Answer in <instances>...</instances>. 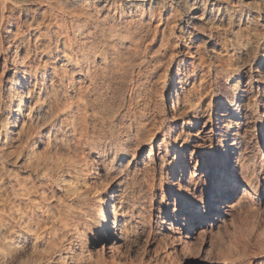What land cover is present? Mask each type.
<instances>
[{
    "label": "bare ground",
    "instance_id": "obj_1",
    "mask_svg": "<svg viewBox=\"0 0 264 264\" xmlns=\"http://www.w3.org/2000/svg\"><path fill=\"white\" fill-rule=\"evenodd\" d=\"M75 4L81 13L71 11L73 9L69 7ZM263 33L264 0H0V67H3L2 72L7 69L11 75L8 77L14 79V83H11V94L17 103L13 111L22 113L21 121L14 128L13 134L18 138V144L26 149L29 159L37 169L36 178L39 179L53 178L54 174L59 175V171L70 173L69 169L76 173V165L69 163L73 168H63L62 161L58 163L53 159L50 152L54 145L52 140H49L56 139L61 131L67 139L75 140L76 134L84 132L88 122L97 118L94 112L100 109H103V118L107 117L106 122H109L111 133L116 135L106 140L114 150H121L126 142L133 140L138 144L140 139L149 143L151 149L161 125L155 124V120L150 121V114H153L150 109L154 104L151 105V100L153 95L155 100L159 96L168 77V84L174 87L173 93L170 91L172 103L169 109L172 116L181 117V130L178 133L168 123L165 129H162L160 141L156 143L158 148L164 147L163 152H166L170 159L165 174L175 169L177 160L180 161V175L185 172L184 182L178 180L176 190L177 194L186 195L194 203L193 207L188 208L186 215L198 218L200 224L205 223L202 229L204 236L212 235L214 228L225 225L226 221L231 219L237 207L239 211L240 207L242 209L252 205L251 191L255 190L259 180L253 153L250 154L251 151L247 150L241 141L247 134L252 135L251 130L257 124L256 118L263 115L255 116L253 111L255 105L258 106L255 111L260 107L264 109V70L253 68L251 65L246 69L250 55H253L251 53L261 54L264 46L261 45ZM209 58L219 61L223 72L221 79L231 93L224 96L220 102L217 100V121L215 125L211 124L210 130H206L205 125L201 124V117L206 111L211 113V104L209 101L205 103V100L216 96L213 88L214 76L211 79L201 76ZM233 60L240 63L233 66ZM223 66L227 67V70H224ZM113 76H117L121 83L124 82L126 89L124 88L125 91L120 95V103L105 108L101 102L102 98L100 99L103 95L101 90L103 86L109 87ZM244 76L247 79L242 83ZM3 78L8 80L7 76ZM1 81L3 80L0 79V85ZM254 84L256 92L253 90ZM27 85L31 86L27 88V94L21 95L18 87ZM58 90H62V98L59 100V96H56L60 102L55 100ZM97 98L98 101L100 99L99 102L96 101ZM234 100L237 101L233 108L231 103ZM24 102L26 104L23 110L21 107ZM231 117L235 121H231ZM7 124L8 122L4 125L6 131ZM118 126L123 129L119 130ZM87 132L88 129L85 133ZM210 132H214V138L221 139L225 144L223 163L218 161ZM227 139L231 140L230 144H227ZM13 145L14 142L10 141L7 146L9 151L15 148ZM104 148L97 152L98 157L108 155ZM18 151L20 152V149ZM187 153L189 159H186ZM197 153L199 156L195 157ZM262 155L264 161V151ZM157 156L163 159L159 152ZM112 158L118 159L119 162L123 155L119 152ZM84 164L83 171H91L92 167L86 162ZM128 166L120 165L116 168V174L96 193L97 212L94 220L102 238V248L111 247L114 238L122 239L124 229L120 217L135 208L134 203L132 209L128 207L130 210H124L122 201L117 200L119 188L124 181L122 175H128ZM153 166L155 168V164ZM163 166L164 164L161 170H158L159 176H162ZM77 173L71 175L77 178ZM218 173L222 178L218 189L224 187V192L204 197L195 195L202 190L204 182L208 186L213 175ZM8 176L10 178L8 177V189H5V193L9 198L3 193L7 197L4 196L6 205L3 204L0 211L4 210L7 214L4 216L13 219L21 228L23 226L29 231H42L38 233H42L39 237L42 238L40 242L45 245V249L43 247L44 250L31 259L32 264H47L53 260L58 264H90L88 253L84 252L86 249L79 247L83 235L78 231V213L73 210V205L67 202L62 209H59V206L60 211L56 212V216L52 210L51 215L54 214L53 217L56 218H53V221L50 218L52 222L49 225L45 222L42 224V219L40 220L34 211L39 204H36V199H30L33 194L31 190L42 186L41 183L35 184L33 179L28 180L30 176ZM162 178L165 180V177ZM235 190L240 193L234 200L220 204V199L230 196ZM68 191L72 192L69 189ZM176 210L174 208V211ZM49 215L47 216L52 217ZM219 215L228 217L218 219ZM187 220L184 217V225H187ZM42 225L47 227L44 231L41 230ZM178 229L173 228V232L179 235L177 238H184L182 242L188 243L187 238L192 236L191 233L185 231V236L182 237L183 232ZM15 231L17 232L16 229ZM11 238V241L7 242L11 247L21 244L18 235ZM36 247L38 249V246ZM214 262L235 264L227 262L224 256L214 257Z\"/></svg>",
    "mask_w": 264,
    "mask_h": 264
},
{
    "label": "rangeland",
    "instance_id": "obj_2",
    "mask_svg": "<svg viewBox=\"0 0 264 264\" xmlns=\"http://www.w3.org/2000/svg\"><path fill=\"white\" fill-rule=\"evenodd\" d=\"M89 1L94 2L95 0ZM69 8L73 9L71 10L72 12L76 11V13L78 14L82 12L76 4L72 5ZM76 9L79 11H77ZM261 38V45H264V33L261 35ZM251 54L253 55H250V58L246 65V69H248L251 65L253 68L260 69L261 71L264 70V46L261 49V54L260 52H254ZM238 62V60H233L231 63L234 66L240 63ZM207 63L208 64L206 65V67H204L201 72V76L203 75L206 79H211L214 76L213 88L215 89L216 96L213 95L211 97V100L210 98H207L205 100V103H208L207 101H209V104H211V113L209 114L210 111H206L205 114H203V116L201 117V124L205 125L206 130H210L211 124L213 123V125H215L217 121V100L220 102V100L224 99V96H227L231 93V90L228 89L226 84L221 79L223 72L219 61L215 58H209L207 60ZM2 69L3 67H0V79L3 80V82L1 81L2 84L0 85V148L3 145V149H0V192H2L0 193L1 208L3 207V204L6 205L4 201L6 202L5 197L7 196V193L5 192H7L6 190L8 189L6 184L9 183L10 178L8 175H20L19 177L30 176L31 178L29 177L30 179L28 178V180L31 181L33 179L35 184L40 182L42 185L38 186L37 189L33 188L34 190H31V193L33 194L30 195L31 200L32 198L33 200L36 199V204H39V206L41 205L40 207L38 206L34 211L35 214H38V218H40V220L45 219L44 221L41 220L42 224L45 222L47 225H49V223L53 221V218H56L53 217L54 214L51 215L52 210L55 212L56 216V212L60 211L59 209H62L67 202L70 203V205H73V210L77 211L76 213H78V221L76 220L78 231L84 236L83 237L81 235L82 243L84 244L81 243V246L79 247H82V249H86L84 250V252L85 254L88 253L89 256L87 257L91 261L89 262L90 264H215L214 257L216 258V256H224V258L229 263L264 264V161L262 159V154L264 151V109L260 107L258 108V111H255L258 106H254L253 114H255V116L256 114L263 115L256 118L257 124L251 130L252 135L250 136L247 134V137H245L241 141V144L245 146L247 150L251 151L250 154L253 153L252 155L255 159L256 175L259 179L258 183L256 184L255 190L251 191L252 205L247 208L242 207V209L244 210H242L240 207V212L238 211L239 207H237L236 212L233 214L232 217H230L231 219H228L226 221L225 225H220L218 228H214L212 235L204 236L202 229H204L205 223L200 224L198 218L196 219L194 216L188 217L186 215L188 208L193 207L194 203L186 195L177 194V181L179 180L181 181V183L184 182L183 175L185 173L184 172L182 176L180 175V161H176L175 169L165 174L167 163L170 159L166 152H163L164 147L158 148V145L156 143L160 141L162 137V129H165L168 123L169 125H171V128L177 130L178 133H180L181 130V117L172 116V114L170 113L171 111L169 109L172 103V101L170 100V91L172 92V88L174 87H170V85L168 84V77H166L165 79V85L162 88L161 92H159V96L156 97L155 100V95H153V99L151 100V105L154 103L152 105L154 109L152 107L150 109L153 113L150 114V121L155 120V124H161L156 135V141L155 143H153V148L150 149V144L147 143L145 140L140 139L138 141V144L135 140L130 141V143L126 142L125 146L121 149L122 151L114 150V147L107 144L106 140L110 137H115L116 135L111 133L109 122H106L108 121L107 117H105L106 119L103 118V109H100L94 112V114L97 115V118L88 122L87 127L85 129L86 131L88 129V132L85 133L86 131L84 130V132H80L81 135L77 133L75 137L76 141L74 139H67L62 131L56 139L50 137L51 139L49 141L52 140V144L54 145L53 150L50 152L51 156L53 157V159L58 161V163H61L62 161L61 165L64 164L63 168H67V166H70L69 168H73L71 167V165H76L75 168H78L79 170L76 171V173L78 172L77 178H75L76 176L73 177V175H71L72 173L76 174L74 173L75 171L72 172V169H69L71 170L70 173L72 172L71 174L67 173V171H59V175L56 173L58 176L56 174H54L53 176L55 180H53V178L47 177L43 178V181V179L36 178L37 173L35 172L37 171V169L35 168V166H33V163L29 159L26 149L19 145L20 143L18 144V138L16 137V135L13 134L15 131L14 128L17 127V125L21 121L22 117L20 116V114L22 113L13 111V108H15L14 105L17 103V101L12 97L11 94V83H14V79L12 77H8L11 75L7 69L4 70V72H2ZM223 69L227 70V67H224ZM1 73L3 74V77L6 78L7 76V81L6 79L4 80ZM111 79L112 80H110L109 87L103 86L101 90L103 95L100 96V99L102 98L101 102L105 105V108L107 106H112V104L114 106V104L120 103V95L126 89V84H124V82L121 83L120 79L117 76H113V78ZM246 79L247 77L244 76L241 82L244 83ZM22 81L24 82V80ZM31 82L33 83V80ZM31 86H21L18 87V90L20 93L22 92L21 95H26L28 91L27 88ZM253 90H255L254 92L257 91L255 84L253 86ZM58 91L55 95V100H60V98H62V90ZM56 96H59V98ZM98 98L96 99V101H98ZM59 100L57 102H60ZM236 101L237 100H234L231 103V107L234 108ZM244 101H246V98H244ZM157 103L159 105H156ZM25 104V102L22 103L21 108L23 110L25 108ZM52 107H54V104L52 105ZM231 121H235L234 118L231 117ZM6 122H8L7 131L5 129L6 126H4ZM56 122L58 123L59 121ZM118 129L122 130L123 128L121 126H118ZM77 135L79 136L77 137ZM213 135L214 132H210V136L213 137V144L215 146V151L217 152V157H219L218 161L219 163H223V147L225 144L221 139L214 138ZM8 141L14 142L13 146L15 148H12L14 151H9V148L7 147L9 145ZM230 141V139H227V144H230ZM15 144H18V146H16ZM19 146H21L23 149L21 150V147ZM107 146L108 148H106ZM169 146L170 145L168 144L167 147ZM125 147H127L126 150ZM17 148L18 150L20 149V152L16 150ZM103 148L107 150L108 154L107 156L103 157L104 159L97 156V152L100 149L102 150ZM6 150L7 152H9L8 155ZM2 151L3 153L5 152L7 158H5V154L3 155ZM11 151L12 153H10ZM119 152L123 155V159L118 162V159H114L112 158V156ZM158 152L163 159H159L160 157L157 156ZM199 153H197L195 157H198ZM26 156L28 158H26ZM156 156L158 159L156 158ZM110 159L113 160L109 161ZM165 159L167 162L165 161ZM186 159H189V153H187ZM85 162L89 165V167H92L90 168L91 171H88L89 174L83 171L85 169ZM156 163L159 165H157ZM126 164L129 165V168H127L128 175H122L124 176V181H122V185L119 188L121 191H118L117 200L122 201V207L124 206V210H130L132 209L131 206L134 205L135 208L131 211H128L127 215L120 217L122 220V229H124L122 231V239L114 238L113 236L114 239L111 241V247L102 248L100 242V239L102 238L100 237L99 228L94 220L97 212L96 193L99 188H102L106 185L107 181L112 175L116 174V168H118L120 165L126 166ZM154 164L155 168L153 166ZM162 164H164L162 169L163 173L162 176H159L158 170H161ZM212 166L214 167V165ZM152 168L157 170H154ZM80 170H82L81 172L83 174L80 172ZM14 173L16 174L14 175ZM162 177H165V180H162ZM221 179L222 178L220 176V173L213 175V179L209 182V185L207 186V183L204 182L202 190L195 193V195H201V197L210 194L218 195L219 193H221V191L224 190V187L218 189L221 186V184H219V181ZM56 180L58 183L56 182ZM3 184L4 186L2 187L1 185ZM5 186L6 188H4ZM59 187H61V189ZM68 189L72 190V192L68 191ZM40 190L42 192H40ZM66 190L68 191V193ZM35 191H37L38 193ZM43 191H45L44 195ZM73 191L75 192L73 193ZM51 192L54 194H52ZM65 192L67 194L71 193L73 195L69 196ZM3 193L6 194V196ZM239 193L240 192H238V190H235L234 193L230 196L224 199H220V204H222V202H230L234 200L235 196ZM33 196L36 198H34ZM44 196L46 198H43ZM58 196L60 199L58 198ZM7 197L9 198V196ZM183 200L184 202H182ZM38 201H40L41 203H38ZM45 206L46 208H44ZM174 208H176L177 210L174 211ZM37 210L38 212H36ZM46 211H50L51 213L48 212L50 215ZM0 214V218L3 215V217L0 219V250H2L3 252L2 253L0 251L2 253H0V264H32L31 259L35 258V256H37L45 249V245L43 243L41 244L40 242L42 240V238L40 239V234L42 233H38L42 231H40V229L35 230L37 232L36 233L33 230H30V232L27 229V232L25 227L22 226L21 228V226H18L17 222H15L13 219L12 223L10 217L4 216V214L7 215L4 210L2 212L0 211ZM47 215L52 217H48ZM184 217L188 219L187 225H184ZM225 217L227 218L228 216ZM225 217L220 215L217 216L218 219ZM50 218L52 219V221L50 220ZM7 219L8 221H4ZM10 221L12 224L9 223ZM42 227H44V225L41 226V230L43 231L45 228H47ZM174 227H178V230L180 232H183L182 237L185 236L184 234L186 232L191 233L192 236L190 238H187L188 243L182 242L184 238L181 240L177 238V236L179 235L173 232ZM190 227L192 228L189 229ZM11 228L12 233L10 231ZM17 228H19V230ZM15 229L17 230V232L15 231ZM17 233H19L20 235ZM14 235H18V237H20V246L18 245L15 247H11L8 244L12 239L11 237H14ZM6 239L8 240L6 241ZM205 241L206 244H204ZM5 242H8V245ZM9 246L12 248L11 250L9 249ZM36 246H38V249ZM38 250L41 251L39 252ZM88 258L87 260H89ZM53 263L58 264L54 260L53 262L51 261L47 264Z\"/></svg>",
    "mask_w": 264,
    "mask_h": 264
}]
</instances>
